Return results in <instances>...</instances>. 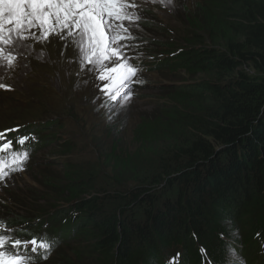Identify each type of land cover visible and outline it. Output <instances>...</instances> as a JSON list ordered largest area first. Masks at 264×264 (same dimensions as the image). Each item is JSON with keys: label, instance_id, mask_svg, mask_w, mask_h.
<instances>
[{"label": "trees", "instance_id": "trees-1", "mask_svg": "<svg viewBox=\"0 0 264 264\" xmlns=\"http://www.w3.org/2000/svg\"><path fill=\"white\" fill-rule=\"evenodd\" d=\"M150 15L138 22L149 35L160 23ZM184 18L185 26L164 24L176 48L141 38L146 56L161 58L156 72L176 84L140 118L137 148L108 152L109 178L122 185L95 184L71 159L45 162L63 174L40 181L49 191L32 201L52 197L50 205L0 216L18 236L70 245L32 264H169L177 254L178 264L255 263L264 243V0H198Z\"/></svg>", "mask_w": 264, "mask_h": 264}, {"label": "rangeland", "instance_id": "rangeland-1", "mask_svg": "<svg viewBox=\"0 0 264 264\" xmlns=\"http://www.w3.org/2000/svg\"><path fill=\"white\" fill-rule=\"evenodd\" d=\"M197 1L171 0L168 3V0H142V5L149 2L154 8L145 9L146 13L130 8L133 16L131 21L123 22L127 32L122 34L138 39L144 34L149 35L148 30L136 21L138 17L144 18L151 13L150 16H154L152 22H160L157 28L155 24L150 25L149 36H154L151 46L169 39L171 47L176 48L171 44L176 39L169 36L171 32L164 28V24L173 29L178 22L187 25L184 16L193 11ZM23 35L27 38L20 39L13 33L10 43L0 42V84L6 86L0 88V132L23 125L27 128L29 123H36L38 126L33 132L48 142L33 155L24 170L0 184V216H4L6 222L14 213L27 215L33 209L45 208L52 202V197L40 202L32 201L36 193L41 195L49 191L40 188V181L63 174L56 167L46 169L45 165L49 163L45 162L63 164L64 160L71 159L76 168L97 177L95 184L107 189L122 185L110 180L106 156L112 148L117 154L130 153L137 148L133 135L136 125L141 117L148 116L169 101L172 87L161 85L163 82L173 83L172 74H159L150 69L131 80L144 86L131 82L127 85L132 95L126 104L120 97L112 101L101 93L103 82L97 79V71L86 63L82 64L78 35L65 33L62 37L53 34L45 38L38 28L25 31ZM119 46L124 53L122 43ZM145 49L150 50L146 44ZM171 51L162 47L156 52L165 57L171 55ZM9 56L13 57L11 66L7 60ZM124 56L127 58L126 53ZM184 79L189 78L185 76ZM124 91L126 89H121L122 93ZM66 144L70 152H66ZM96 190L100 192V189ZM140 217L141 211H137V218ZM70 242L79 243L76 239ZM60 246L47 259L55 258L62 251L66 253L70 248L69 244ZM230 257L235 256L230 253Z\"/></svg>", "mask_w": 264, "mask_h": 264}, {"label": "snow or ice", "instance_id": "snow-or-ice-1", "mask_svg": "<svg viewBox=\"0 0 264 264\" xmlns=\"http://www.w3.org/2000/svg\"><path fill=\"white\" fill-rule=\"evenodd\" d=\"M131 7L134 5L128 0H0V42L10 43L13 33L26 39L23 33L33 28H38L45 38L53 34L78 35L82 64L97 71V79L103 82L101 93L112 101L120 97L126 104L132 95L127 89L128 82L138 73L119 46L128 38L122 35L127 32L123 22L132 18ZM7 60L11 66L13 57ZM3 87L6 86L0 84ZM121 89L126 91L122 93ZM4 135L0 133V138ZM26 140L27 137L18 138L17 143L23 146ZM9 155L12 164L22 163L28 156L26 151H14L10 140L0 144V175H6L4 168L8 166ZM51 248V241L45 237L22 240L0 233V264H32L35 255L46 260ZM178 259L179 254L169 264H178Z\"/></svg>", "mask_w": 264, "mask_h": 264}, {"label": "bare ground", "instance_id": "bare-ground-1", "mask_svg": "<svg viewBox=\"0 0 264 264\" xmlns=\"http://www.w3.org/2000/svg\"><path fill=\"white\" fill-rule=\"evenodd\" d=\"M26 137L29 141H32L33 140V136L29 133L26 134Z\"/></svg>", "mask_w": 264, "mask_h": 264}, {"label": "water", "instance_id": "water-1", "mask_svg": "<svg viewBox=\"0 0 264 264\" xmlns=\"http://www.w3.org/2000/svg\"><path fill=\"white\" fill-rule=\"evenodd\" d=\"M164 83V85H161V86H165V85H167V86H169V85H171V84H169V83H167V82H163ZM148 85V84H147ZM149 86V85H148Z\"/></svg>", "mask_w": 264, "mask_h": 264}, {"label": "clouds", "instance_id": "clouds-1", "mask_svg": "<svg viewBox=\"0 0 264 264\" xmlns=\"http://www.w3.org/2000/svg\"><path fill=\"white\" fill-rule=\"evenodd\" d=\"M171 84H173V83H171Z\"/></svg>", "mask_w": 264, "mask_h": 264}]
</instances>
